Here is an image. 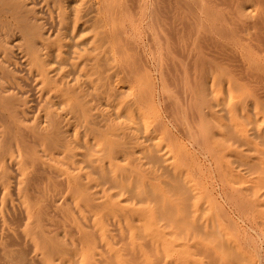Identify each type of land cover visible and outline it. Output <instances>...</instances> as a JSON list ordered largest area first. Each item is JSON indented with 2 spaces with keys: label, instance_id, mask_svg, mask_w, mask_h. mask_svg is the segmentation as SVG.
<instances>
[{
  "label": "rangeland",
  "instance_id": "374dc122",
  "mask_svg": "<svg viewBox=\"0 0 264 264\" xmlns=\"http://www.w3.org/2000/svg\"><path fill=\"white\" fill-rule=\"evenodd\" d=\"M8 1L0 0V70L6 68L10 71H16L13 73L15 78L10 79L9 83L5 84L9 89L6 90V95H13L19 100L15 103H17L18 112H22L20 116H23L15 119V130L5 136H8L7 140L10 142L9 137L17 135L18 130H20L23 136L22 144L25 147L29 145L30 150L36 151L45 164L42 167L45 171L39 170L35 174L33 173L36 168L34 165L24 166L26 168L13 166L12 173L14 177L16 174L19 176L16 177L17 180L22 178L21 187L26 191L25 195L30 196L36 188L38 190L36 194L38 202L49 205L45 215L43 234L40 236L35 228H31L32 238L28 239V243L17 245L12 232L14 230L15 233L17 229L16 232L21 235L27 230L25 226L27 220L23 221V224L22 222L21 225L19 224L21 227L14 228L16 225L10 217L15 212L18 215L21 214V217L25 219L28 215L36 217L37 208L32 205L29 211L23 210L17 185L12 184L11 196H8L5 193L4 185L0 182V264H122V262L123 264H220L219 262L223 258L227 263L230 262L234 252L236 258L240 259L238 262L240 264L242 258L236 249L229 248L230 252L233 251L229 257L226 255V249L221 246L222 241H218L222 250L226 252L225 256H221L220 253L209 251V248L212 247L210 246L211 243L210 241H207L209 244L205 242L210 239L215 240L213 238H218L216 235L222 234L225 238V235L229 232L231 234L232 231H234L233 234H228L229 236H226L225 241H233L236 234L241 235L240 238L243 240L247 237V239L252 238L245 240V242H250L253 247H249L250 245L248 246L247 243V245L241 244L244 245L243 247L246 246L245 248L241 246V248L247 255L255 252L254 262L264 264V209L261 218L252 221L247 216L243 218L239 212L240 207L235 206L234 202L236 200L234 197H237L238 194L245 193L244 195L251 197L253 193H256L258 197L261 195L262 199L259 198V201L264 205V181L260 182L262 183L261 186L259 185L262 190H257L260 194L254 191L259 186L253 187L248 182V180L258 178L256 168L262 164L260 159L264 162V150H261V148L264 149L263 57L259 55L258 57L261 58H258L259 61L255 59L257 62L247 58L250 64L247 63L244 55V59L243 56L240 59L245 63L243 78L245 77L246 80L242 82V85L248 92V97L238 109V118L236 117L241 129L245 128L244 130H246H243L244 136L257 144L260 149L257 152L255 146L247 143L245 138L241 136L242 132L235 130L232 126V116L227 102L229 97L227 87L223 86V92L219 96L220 102L217 100L211 83H209L211 76H215V73L209 71L208 65L217 64L214 66H221L229 63L226 56H219L218 53H214L215 51L210 52V50L218 49V43L206 41L200 44L202 47L205 45L206 48L203 50L211 55L207 61L208 70L201 74V80L205 81L207 78L203 89V86L198 87L192 82L193 76L191 72H187L189 69L186 65L188 57L176 49L177 46L174 44L170 19L173 13L169 9L158 10L157 0H109L115 4H113L114 7L109 8L112 6L111 4L108 7L110 12L107 7H103L104 0H17L19 3V7H15L17 11L6 8L4 4ZM119 2H123V6ZM2 4L5 7H1ZM159 6L161 9V5ZM245 13H248L250 17L254 14L250 11ZM203 15L205 16L203 12L197 10L196 17L192 21V26L194 24L196 26H191V29H194L189 30L195 34L191 48H195L196 44L199 45L196 37L211 35L210 31L207 32L206 30L209 27L210 19L206 16L205 19ZM14 16L18 18L23 16L28 20V23H32L35 27L39 26L43 37L34 36L31 38L32 40L27 39V31L23 27L21 28L20 24H16ZM259 27L251 26L249 33L252 30V34L257 36ZM263 30L258 35L264 37ZM211 33L214 32L211 31ZM30 41L34 44L33 49L28 47ZM227 43L233 49L242 52L233 42ZM35 56L39 61L35 60ZM256 63L260 64L257 65ZM256 65L263 69L254 70L257 68ZM251 66L255 68L253 69ZM44 71L49 73L54 82L59 83L58 85L69 84L70 88L73 86V90L69 89L68 93L63 92L55 96L53 92H50L49 86L43 84ZM258 71L261 74H258ZM147 78L154 85L152 88L153 103L141 113L132 105L130 90L131 87L135 88L140 81L144 82ZM11 81H16V83ZM166 82L169 88L166 86ZM183 85L185 86L183 87ZM187 85H191L189 86L191 90ZM167 90L168 93L165 92ZM110 94L112 95L110 96ZM251 96H255V98L253 99ZM68 97L72 98L69 100ZM193 97H202V100L204 97L206 101L204 103L198 101L199 103H197L194 100L193 102L191 100ZM190 100L191 103H194H192L193 105L187 102ZM176 101L177 103H175ZM49 102L51 104L54 102L57 106L52 107ZM171 103L174 106H170ZM50 111L59 114L56 117L57 128H53L49 119L46 118V114ZM0 121L2 122L0 123V141H2L4 140L3 126L7 124V121ZM131 121L132 123L129 124ZM164 124L165 126H163ZM195 128L197 129L195 130ZM164 130L167 135H165ZM208 132L212 134L209 139L204 136ZM197 134L201 136L195 137ZM227 134L228 136H225ZM211 143L215 144L216 150L210 151ZM11 154H14L13 158L17 157L16 161L19 160V152L16 148L8 152L7 156ZM217 154L226 159L233 173H236L232 174L238 176L233 177L225 170V175L230 183L229 188L224 186L222 181L217 180V178L221 179L213 156H217ZM256 162L259 163H257L258 167ZM262 165L264 166V164ZM255 166V170H252ZM263 166L261 169L264 171ZM28 167L29 169H27ZM46 171L49 173L47 174ZM263 171L261 174L260 170L261 176L259 177L262 175L264 177ZM166 173L169 175L167 176ZM219 173L221 175V171ZM36 175L41 177L42 181L34 185L32 180L35 179ZM229 175L233 179L230 180ZM246 175L247 178L249 177L248 183L243 178H246ZM240 177L244 179L245 185H243L242 180L238 181ZM235 178L237 179L235 180ZM250 178L252 179L250 180ZM232 180H234V184H231L230 181ZM172 181H175V186L171 184ZM240 184L244 188L243 186L240 187ZM13 186L16 187V191ZM200 189L202 190L200 191ZM206 190L211 193L208 194ZM166 192L167 194H165ZM173 194H175L176 199L171 198ZM183 196L185 197L183 198ZM189 197L193 198L190 200ZM173 200H176L174 202L179 206L173 203ZM186 200L187 203H184ZM188 204L193 207L189 208L190 206H188L186 210ZM213 205L225 212L224 218L229 216L234 221V223L231 221L229 223L228 220L230 219H227V222L223 221V224H228V230L226 227L223 229L225 225L222 226L220 221L224 218L220 214L217 218L216 213L218 212H213ZM164 206L173 215L169 212L168 215ZM158 211L161 213L165 211L164 214H167L169 219L164 214L163 216L158 215ZM209 211L211 212L209 213ZM175 214L179 215L178 218L176 217L178 221L175 219ZM68 215L70 216L68 217ZM162 217L164 218L160 219ZM173 218L174 221H172ZM247 218L249 220H246ZM69 219H73V222L70 223ZM169 221L171 228L166 226ZM33 222L36 223L37 219L34 218ZM139 222L141 223L139 224ZM215 223L218 228H216ZM234 224L235 227H233ZM157 225L163 229L166 227L165 230L160 229L165 233L173 231L174 234L175 232L179 234L180 241L185 244L184 248L187 246L185 249L182 248V254H176V256L164 248L159 249L152 246L151 239L153 238H151L152 236L149 238L147 233L149 231L150 234L153 233L158 227ZM229 225L231 229L228 228ZM221 226L222 228H219ZM101 227H103V231L100 230ZM213 232L217 234L214 236ZM26 233H29L28 230ZM82 237L84 240L90 237V241L86 244L87 248L82 247L84 243L81 240ZM32 239L40 243L45 242L47 245L42 246L43 248L36 246ZM80 241H82V245ZM239 241L237 243H241V240ZM226 242L224 245L228 247L229 242ZM204 244L206 245L204 246ZM102 247L107 256L109 254V260ZM224 248L226 247L224 246ZM177 249L182 250L181 248ZM229 249L227 248V250ZM162 252L165 260L161 258ZM117 253L118 255H116ZM168 253L171 254L168 256ZM203 253L206 254L204 257L210 256L209 259L204 258ZM172 255H175V258ZM189 255L190 261H188ZM123 256L126 258L124 259ZM111 257L112 261L110 260ZM228 257L231 258L230 261H227L229 260ZM204 259L207 260L206 263ZM237 261H232L230 264H237ZM226 262L222 261L224 264Z\"/></svg>",
  "mask_w": 264,
  "mask_h": 264
},
{
  "label": "bare ground",
  "instance_id": "6f19581e",
  "mask_svg": "<svg viewBox=\"0 0 264 264\" xmlns=\"http://www.w3.org/2000/svg\"><path fill=\"white\" fill-rule=\"evenodd\" d=\"M111 1V0H110ZM109 0L107 1V0H104L103 1V7L104 8H106L107 7V9H109V8H111V7H114L113 6V4H112V2H110ZM122 1V0H121ZM128 2V1H127ZM117 3V2H116ZM120 3V2H119ZM129 3V2H128ZM110 4L112 5V6H110ZM120 4H122V6H123V2L122 3H120ZM4 5H6V8L8 7V9L10 10V9H12V10H14V11H17V9L15 8V7H19V3L17 2V0H9L8 2H6ZM102 5V4H101ZM115 5V4H114ZM157 8H158V10H162V9H169L170 10V12H172L173 13V16L170 18L171 19V21H172V30H173V37H174V41H175V43L174 44H176V49H179L181 52H182V54L184 55V53H185V55L184 56H186V57H188V61H187V63H186V65H187V67L189 68V69H187V72H191V74H192V76H193V81L192 82H194L198 87H202L203 86V89H204V84H206V79H205V81L204 80H201V74H203V73H205L207 70H208V67H207V65H208V57L209 56H211L210 55V53H206L204 50H203V48H206V46L204 45L203 47L202 46H200V44H202V43H205L206 41H210V42H216V43H218V45H219V47H217L218 49H214V50H210V52L212 53V52H214V53H218V55L220 56V55H224V56H226L227 57V59L229 60V63L228 64H222L221 66H214V65H217V64H214L213 66L210 64V65H208L209 66V68H210V70L209 71H213L214 73H215V76L214 75H212L211 76V82L209 81V79H208V81H209V83H211V86H212V89H214L215 91V94H216V96H217V100L218 101H220V95H221V93L223 92V86H226L227 87V89L229 90V97H228V107H229V111H230V114H231V116H232V118H231V123H232V126H234V128H235V130H239L240 132H242V134H241V136L242 137H244L245 139L244 140H246V142L247 143H250V144H253V146H255V150L257 151H259L260 149L258 148V146H257V144H255V143H253L248 137H246V136H244V131H246V130H242L241 129V127H240V125H239V123L236 121V119L238 118V109L239 108H241V106H242V104L244 103V100L248 97V92L244 89V86L242 85V82L244 81V80H246V79H244L243 78V75H244V67H245V63L244 62H242V61H240V59H241V57L244 55L245 56V59H246V61H247V63L248 64H250L249 63V58H251V60L252 61H259L258 60V58L260 59L261 57H258L259 55H261L262 57H263V59L262 60H264V37L263 36H260V35H258L259 34V32L260 31H262V29H264V0H157ZM159 5H161V9H160V6ZM3 6V4L1 5V7ZM110 6V7H109ZM119 6V5H118ZM125 7H127V5H124ZM3 7H5V6H3ZM109 7V8H108ZM121 7V6H120ZM116 8H117V5H116ZM115 9V8H114ZM111 10H113V9H111ZM197 10H199V11H201V12H203L204 14H205V16H206V18L207 17H209V27H207L206 28V30H207V32L208 31H210V34L211 35H213V36H211L210 34V36H208L207 34L206 35H201V36H198V37H196V38H198V39H196L197 41H198V44L199 45H197L196 44V46H195V48H191L192 47V40H194V37H195V34H193V32L192 31H189V30H193V29H191L192 27H194V26H196L195 24H194V26H192V21L195 19V17H196V12H197ZM109 12H110V9L108 10ZM247 11H250L251 13L253 12L254 14L250 17L249 16V14L248 13H245V12H247ZM104 12V11H103ZM171 15V14H170ZM200 15V14H199ZM204 16V15H203ZM205 16H204V18H205ZM15 17V22H17L16 24H20L21 25V28L23 27L26 31H27V39H31V38H33L34 36H39V37H43V33L41 32V29L39 28V26H37V27H35V25H33L32 23H28L27 21V19L26 18H24L23 16H19V18L18 17H16V16H14ZM13 17V18H14ZM156 17V16H155ZM165 18H167V17H165ZM205 18V19H206ZM156 19V18H155ZM168 26H170V25H168ZM192 26V27H191ZM251 26L253 27V26H260L259 27V32H257V36H256V34H252V30H251V32L249 33V30H250V28H251ZM208 28H210V29H212V30H208ZM165 29H167L166 27H165ZM256 29V28H255ZM255 29H254V31H255ZM211 31L212 32H214L213 34L211 33ZM264 31V30H263ZM201 33V32H200ZM263 34V33H262ZM261 34V35H262ZM248 36V37H247ZM216 37H218L219 39H217ZM261 37V38H260ZM263 38V39H262ZM40 39V38H39ZM32 40V39H31ZM226 40H227V42H233L234 43V45L236 46V47H239L240 49H241V53L240 52H238V50H236L235 48L233 49L230 45H227L228 43L226 42ZM225 41V43H223ZM4 43V42H3ZM2 43V44H3ZM227 43V44H226ZM5 45V44H4ZM217 45V46H218ZM29 47V49H33V47H34V44H32L31 43V41H30V45L28 46ZM71 49V48H70ZM4 50V49H3ZM31 51V50H30ZM35 51V50H34ZM189 51V52H188ZM8 52V51H7ZM71 54V53H70ZM6 56H7V54H6ZM214 56H215V54H214ZM213 56V57H214ZM244 56H243V59H244ZM247 58L249 59V60H247ZM225 59V58H224ZM256 59V60H255ZM35 60L36 61H39V60H37V57L35 56ZM197 60V61H196ZM256 61V62H257ZM41 63H43L42 61H40ZM219 62H222V61H219ZM224 62V61H223ZM40 63V64H41ZM234 63V65H232V64ZM257 64V63H256ZM258 64H260V63H258ZM257 64V65H258ZM262 64V63H261ZM44 65V64H43ZM252 65V64H251ZM256 65V69H254L253 68V66H251L254 70H257L258 68H260L259 66H257ZM10 66V65H9ZM248 66V65H247ZM246 66V67H247ZM262 66V65H261ZM250 67V68H251ZM10 68V67H9ZM249 68V69H250ZM263 68H264V66H263ZM262 67L260 68V70L261 69H263ZM13 69H15V68H13ZM251 70V69H250ZM259 70V71H260ZM264 70V69H263ZM262 70V71H263ZM15 71V70H14ZM14 71H10V70H8V69H1L0 70V120H3V121H7V124L6 125H4L3 126V124H1L2 126H3V134H4V140H2V141H0V168H2L1 169V171H0V182L2 183V185H4V187H5V189H6V195H8V196H11V192H10V188L12 187V184H16L17 185V190H18V193H19V198H20V203H21V205H22V207H23V210H25L26 212L27 211H29L30 210V207L32 206V205H34V206H36V208H37V215H36V217H34L33 215H28L27 216V218L25 219L24 217L22 218L21 217V214L20 215H18V214H16V212L14 213V214H12V217H10L11 218V220L13 221V223L16 225H14L13 227L14 228H16L17 226L19 227L21 224V222H22V224H23V221H26L27 220V222H26V228H27V230H28V232L29 233H26L27 232V230H25L21 235L20 234H18L16 231H17V229H16V231H15V233H14V230H13V239H14V241H16L17 242V245H19L20 243H28V239L29 238H32V232H30L33 228H35L36 229V231H38V234H40V236L43 234V225H44V221H45V215L47 214V206L49 205V204H42V203H40V202H38V200L36 199V194L38 193V190L36 189V188H34V190L32 191V193H31V195L29 196L28 194H26L25 195V193H26V191H24V188L23 187H21V183H22V176L20 177L21 179H16V177L18 176L17 174H16V176L14 177L13 176V173H12V171H13V166H17L18 168H23L24 166H29V165H34L36 168L34 169L35 171L33 172L34 174L37 172V171H39V170H44V168H42L43 167V165H45V164H43L44 162H42V160H41V157L38 155V153L36 152V151H32V150H30V146L29 145H27L26 147H25V145L24 144H22L23 142V140H21V139H23V136H22V134H21V132H20V130H18V134L17 135H15V136H13V137H9V141L10 142H8V136H5V135H7V134H9V132H11V131H13V130H15L14 128V124H15V119L16 118H18L19 116H20V113H22V112H18V110H17V107L18 106H16V104L17 103H15V101H19L17 98H15L13 95L11 96L10 94V96L9 95H6L7 94V91L9 90V89H7L8 87L5 85V84H7V83H9V81H10V79L11 80H13L14 78H15V76L13 75V73H14ZM50 71V70H49ZM257 72L258 74L260 73V72ZM16 72V71H15ZM162 72V71H161ZM183 72V71H182ZM252 72H255V71H253L252 70ZM264 72V71H263ZM211 73V72H210ZM212 74V73H211ZM261 74V73H260ZM169 75V74H168ZM164 76H165V74H164ZM261 76H263V75H261ZM261 76H259V77H261ZM199 79V81H197ZM42 80H43V84L44 85H47V86H49V90H50V92H53V94L55 95V96H57V95H59V93H63V92H69V89H71V90H73L72 88H73V86H71V88L69 87V84L68 85H65V84H63V86H60V85H58L56 82H54V80L49 76V73H47L46 71H44V74H43V77H42ZM150 80V79H149ZM148 80V78L144 81V82H139L138 84H137V86H135V88H138V89H135V88H132L131 87V95H130V97H132V105L137 109V111H139V112H141V113H143V111H144V109H146V108H148V107H150L151 106V104L153 103V98L152 97H154V96H152V88H153V86L154 85H152V82L151 81H149ZM161 81V80H160ZM208 81H207V83H208ZM12 82V81H11ZM169 82H170V79H169ZM188 82H190V81H188ZM191 82V83H192ZM12 83H16V81L15 82H12ZM67 83V82H66ZM159 83H161V82H159ZM191 83H188V84H191ZM166 84H167V82H166ZM165 84V85H166ZM177 84V83H176ZM183 84V83H182ZM182 84H181V86H182ZM13 85V84H12ZM11 85V86H12ZM170 85V84H169ZM178 85V84H177ZM180 85V84H179ZM192 85V84H191ZM191 85H187V87L189 88V86H191ZM168 88H169V86H168V84L166 85ZM185 85H183V87H184ZM193 86V85H192ZM134 87V86H133ZM160 87H161V85H160ZM180 87V86H179ZM179 87H178V89H179ZM156 88V87H155ZM249 88V87H248ZM12 89H14V88H12ZM130 89V88H129ZM160 89V88H159ZM190 89V88H189ZM7 90V91H6ZM156 90H157V88H156ZM191 90V89H190ZM198 90V89H197ZM256 90V89H255ZM259 90V89H258ZM45 91V90H44ZM81 91V90H80ZM84 91V90H83ZM198 91H200V90H198ZM154 92H156L155 90H154ZM165 92H167L168 93V90L167 91H165ZM172 92V91H171ZM251 92H253V91H251ZM83 93V92H82ZM81 93V94H82ZM128 93V92H127ZM161 93H162V91H161ZM200 93V92H199ZM254 93H256L257 94V92H254ZM22 94V93H21ZM71 94V93H70ZM19 95H20V93H19ZM112 94H110V96H111ZM169 95V94H168ZM172 95V94H171ZM175 95V94H174ZM188 95V94H187ZM194 95H195V93H194ZM205 95V94H204ZM250 95V94H249ZM156 96V95H155ZM173 96V95H172ZM172 96H171V98H172ZM257 96V95H256ZM73 97V96H72ZM71 97V98H72ZM120 97V96H119ZM200 97V96H199ZM199 97H193L191 100L194 102V100H195V102H197V103H199L198 101H200L201 103L203 102L204 103V101H206L205 99H204V97H203V100H202V97L201 98H199ZM252 97V96H251ZM258 98H259V96H257ZM70 97H68V99L70 100L71 99ZM127 98V97H126ZM205 98H206V95H205ZM253 99L255 98V96L254 97H252ZM264 98V97H263ZM51 99H53V98H51ZM63 99V98H62ZM67 100V99H66ZM128 100V99H127ZM187 100V99H186ZM191 100L190 101H187V102H189V104L191 103ZM202 100V101H201ZM215 100V99H214ZM249 100V99H248ZM255 100H257V99H255ZM259 100V99H258ZM53 101V100H52ZM63 101V100H62ZM70 102V101H69ZM158 102V101H157ZM156 102V103H157ZM171 102V101H170ZM192 102V103H193ZM221 102V101H220ZM50 103V102H49ZM174 103V102H173ZM175 103H177V101L175 102ZM174 103V104H175ZM191 103V104H192ZM194 104V103H193ZM192 104V105H193ZM227 104V103H226ZM50 105L52 106V107H56L57 105H56V103H54V102H52V104L50 103ZM179 105V104H178ZM253 105V104H252ZM75 106V105H74ZM170 106H174V105H172V103H171V105ZM263 106V105H262ZM261 106V107H262ZM221 107H222V105H221ZM178 108V107H177ZM197 108V107H196ZM200 108V107H199ZM216 108V107H215ZM74 109H75V107H74ZM172 109V108H171ZM222 109H223V107H222ZM79 110V109H78ZM203 110H204V108H203ZM74 111V110H73ZM80 111V110H79ZM184 112H185V110H184ZM189 112V111H188ZM60 113V112H59ZM191 113V112H190ZM192 113H194V112H192ZM196 113V112H195ZM24 114V113H23ZM58 114V113H57ZM55 112H52V111H50V112H48L47 114H46V118L47 119H49V121H50V123H51V125H53L52 127L53 128H57L56 126V123H57V121H56V117L59 115H57ZM225 114V113H224ZM21 116H23V115H21ZM20 116V117H21ZM199 116V115H198ZM237 117V118H236ZM79 118H81V117H79ZM154 118V117H153ZM188 118V117H187ZM200 118V117H199ZM201 118H202V116H201ZM225 118V117H224ZM156 119V118H155ZM204 119V118H203ZM189 120V119H188ZM201 120V119H200ZM205 120V119H204ZM203 120V121H204ZM264 120V119H263ZM149 121V120H148ZM177 121V120H176ZM193 121V120H192ZM173 122V121H172ZM205 122V121H204ZM245 122H247V121H245ZM0 123H2L1 121H0ZM19 123V122H18ZM89 123V122H88ZM130 123H132V121L131 122H129V124ZM187 123H189V122H187ZM42 124V123H41ZM196 124V123H195ZM194 124V125H195ZM206 124V123H205ZM74 125V124H73ZM208 125V124H207ZM206 125V126H207ZM242 125V124H241ZM97 126V125H96ZM98 126H99V123H98ZM163 126H165V124L163 125ZM31 127V126H30ZM208 127V126H207ZM204 128V127H203ZM231 128V127H230ZM30 129V128H29ZM33 129V128H32ZM197 128H195V130H196ZM211 129V128H210ZM1 130V129H0ZM48 130V129H47ZM54 130V129H53ZM190 130V129H189ZM194 130V131H195ZM199 130V129H198ZM204 130V129H203ZM231 130V129H230ZM234 130V131H235ZM41 131V130H40ZM51 131V130H50ZM165 131V130H164ZM209 131V130H208ZM210 131H212V130H210ZM232 131V130H231ZM253 131H255V130H253ZM23 132H25V131H23ZM32 132H34V131H32ZM55 132V131H54ZM205 132V131H204ZM229 133H231L230 131H228ZM20 133V134H19ZM26 133V132H25ZM47 133V132H46ZM51 133H53V132H51ZM50 133V134H51ZM191 133V132H190ZM205 133H207V131L205 132ZM50 134H48V135H50ZM144 134H145V131H144ZM192 134V133H191ZM194 134V133H193ZM232 134V133H231ZM18 135H20V136H18ZM41 136L43 135L42 133L40 134ZM108 135V134H107ZM165 135H167L166 134V131H165ZM212 136V134H209V132H208V134H204V136H207V139H209L211 136ZM240 135V134H239ZM256 135V134H255ZM254 135V136H255ZM21 136H22V138H21ZM199 136H201L200 134H199ZM198 136V134L195 136V137H199ZM203 136V137H204ZM225 136H228V134L227 135H225ZM231 136V135H230ZM253 136V135H252ZM15 137V138H14ZM43 137H45V136H43ZM251 137V136H250ZM257 137V136H256ZM26 138V137H25ZM46 138H48V137H46ZM46 138H44V139H46ZM227 139V138H226ZM241 139H243V138H241ZM261 139V138H260ZM6 140V141H5ZM47 141V140H46ZM8 142V143H7ZM48 142H49V140H48ZM47 142V143H48ZM168 142V141H167ZM210 142V141H209ZM129 143V142H128ZM127 143V144H128ZM176 143V142H175ZM29 144V143H28ZM57 144V143H56ZM126 144V145H127ZM34 145V144H33ZM43 145V144H42ZM205 145V144H204ZM24 146V147H23ZM128 146V145H127ZM133 146V145H132ZM202 146V145H201ZM260 146V145H259ZM96 147H99V146H96ZM118 147V146H117ZM210 147H211V150L210 151H214V150H216L215 148H216V146H215V144L214 143H211V145H210ZM228 147V146H227ZM14 148H16L17 150H18V152H19V155H18V158H19V160L18 161H16V158H13L14 157V154H11V155H9V156H7V153L8 152H11ZM29 148V149H28ZM112 148V147H111ZM260 148H261V146H260ZM46 150H47V148H45ZM51 149V148H50ZM110 149V148H109ZM128 149V148H127ZM261 150L263 151L264 149H262L261 148ZM119 151V150H118ZM181 151V150H180ZM257 151V152H258ZM45 152V151H44ZM155 153V152H154ZM176 153V152H175ZM46 154V153H45ZM139 154V153H138ZM128 155V154H127ZM130 155V154H129ZM128 155V156H129ZM188 155V154H187ZM208 155V154H207ZM127 156V157H128ZM136 156H137V154H136ZM179 156V155H178ZM211 156V155H210ZM214 156V159H215V161H216V166H218L217 168H214V169H217L218 170V174H219V177L221 176V179H218L217 178V180H220V181H222L221 183L224 185V186H227L228 188H229V186H230V183H229V181H228V179H227V177H226V175H225V170H227V172L229 173V174H231V176L235 173H233V170H231V168H230V166H229V164H228V162L226 161V159H223V157H221L220 156V154H219V156H218V154H217V156H215V155H213ZM212 157V156H211ZM182 158V157H181ZM176 159V158H175ZM177 160V159H176ZM187 161L189 160L188 158L186 159ZM228 160V159H227ZM161 161V160H160ZM260 161H261V163L262 164H264V162L260 159ZM9 162V163H8ZM179 162V161H178ZM237 162V161H236ZM8 163V164H7ZM46 163V162H45ZM127 163V162H126ZM251 163V162H250ZM258 162H256V165H257V167H258V164H257ZM181 164V163H180ZM262 164H259V166L260 167H258V168H260V169H258V168H256V166L255 167H253L252 168V170H255V168H256V171H258L257 173L258 174H256V176H261L260 174H259V172H260V170H261V174H262V169H261V167L263 166ZM196 165V164H195ZM208 165V164H207ZM214 165V166H215ZM177 166H178V164H177ZM199 166V165H198ZM252 166H254V165H252ZM50 167H52V166H50ZM264 167V166H263ZM24 168H26V167H24ZM53 168V167H52ZM54 168H56V167H54ZM161 168H163L162 166H161ZM191 168V167H190ZM27 169H29V167L27 168ZM49 169V168H48ZM51 169V168H50ZM167 169V168H166ZM258 169V170H257ZM264 169V168H263ZM76 170H78V169H76ZM158 170V169H157ZM162 170V169H161ZM164 170V169H163ZM162 170V171H163ZM191 170V169H190ZM223 170H224V173H223ZM26 171V170H25ZM45 171V170H44ZM161 171V172H162ZM168 171V170H167ZM189 171V170H188ZM206 171V170H205ZM221 171V175H220V172ZM256 171H253V172H256ZM59 172V171H58ZM207 172V171H206ZM211 172H212V169H211ZM238 172V171H237ZM252 172V173H253ZM14 173H15V171H14ZM23 173H24V171H23ZM46 173L48 174L49 172H47L46 171ZM53 173V172H52ZM51 173V174H52ZM66 173V172H65ZM194 173V172H193ZM233 173V174H232ZM263 173H264V171H263ZM167 174V173H166ZM172 174V173H171ZM190 174V173H189ZM192 174V173H191ZM195 174V173H194ZM236 174V173H235ZM254 174V173H253ZM169 175V173L167 174V176ZM201 175H202V173H201ZM200 175V176H201ZM172 176V175H171ZM171 176H170V179H171ZM190 176V175H189ZM193 176V175H192ZM197 176V175H196ZM199 176V177H200ZM208 176V175H207ZM210 176V175H209ZM212 176V175H211ZM230 175H229V177H231ZM245 176V175H244ZM248 176H249V173H248ZM254 176V175H253ZM252 176V177H253ZM255 176V177H256ZM258 176V178L256 177V178H253L254 180H251L252 178H250V180L251 181H249L248 179H249V177L247 178V175H246V178L245 177H243L244 179H246L245 181L247 182V180H248V182H249V185H252L253 187H255V185L257 186H259L260 184H262V183H260V182H263L264 181V177H263V175H262V177H259ZM19 177V176H18ZM195 177V176H194ZM233 177H238V176H236V175H233ZM251 177V176H250ZM108 178H109V176H108ZM108 178H106L107 180H108ZM190 178V177H189ZM169 179V180H170ZM183 179V178H182ZM191 179V178H190ZM192 179H193V177H192ZM195 179V178H194ZM231 179H233L232 177L230 178V180ZM237 178H235V180H236ZM244 179H242L241 177L238 179V181H240V180H242V183H243V185H245V181H244ZM263 179V180H262ZM186 180V179H185ZM206 180V179H205ZM40 181H42L41 180V177H37V175L35 176V179H33L32 180V182H34L35 184L34 185H36L37 183H39ZM77 181V180H76ZM168 181V180H167ZM189 181V180H188ZM195 181H196V179H195ZM173 182H174V184H173ZM181 182H184V180H181ZM197 182H199V181H197ZM231 182V184L233 183L234 184V180H232V181H230ZM236 182V181H235ZM247 182V183H248ZM108 183V182H107ZM188 183V182H187ZM206 183V182H205ZM217 183V182H216ZM220 183V182H219ZM240 183V182H239ZM241 183V184H242ZM251 183V184H250ZM173 186H175V181H172V183H171ZM212 184V183H211ZM213 184H214V182H213ZM236 184V183H235ZM241 184H240V187H242L241 186ZM172 185H170V186H172ZM187 185V184H186ZM249 185H246L247 187L249 186ZM169 186V185H168ZM172 186V187H173ZM193 186V185H192ZM251 186V187H252ZM261 186V185H260ZM259 186V188L257 189V188H255L254 189V191L256 192L257 190H259V189H261V187ZM14 187V186H13ZM171 187V188H172ZM236 187V186H235ZM238 188H239V186H237ZM16 187H14L13 189H15ZM170 188V187H169ZM183 188V187H182ZM181 188V189H182ZM205 188H207V187H205ZM211 188V187H210ZM231 188V187H230ZM243 188H244V186H243ZM12 189V190H13ZM165 189H166V187H165ZM164 189V190H165ZM186 189V188H185ZM223 189V188H222ZM225 189V188H224ZM172 191H173V189H171ZM184 190V189H183ZM189 190V189H188ZM198 190H199V188H198ZM202 189H200V191H201ZM253 190V189H252ZM262 190V189H261ZM14 191V190H13ZM12 191V192H13ZM15 191H16V189H15ZM166 191V190H165ZM207 191V190H206ZM251 191V190H250ZM250 191H249V193H250ZM81 192V191H80ZM79 192V193H80ZM163 192V191H162ZM162 192H161V194H162ZM177 192V190H176V188H175V193ZM208 192V191H207ZM253 192V191H252ZM257 192H259V191H257ZM15 193V192H14ZM14 193H12V195H14ZM174 193V192H173ZM189 193H190V191H189ZM209 193H211V192H208V194ZM247 193V192H246ZM165 194H167V192L165 193ZM180 194L182 195V192L180 191ZM201 194V193H200ZM204 194L206 195V192H204ZM207 194V195H208ZM243 193H241V195L240 194H238L237 195V197H234V199L236 198V200L234 201L235 202V206H237L238 205V208H239V212L243 215V218L244 217H249L250 219H252V221H257V219H259V218H261V216L263 215V209H264V205L262 204V203H260V201H259V198L260 199H262L261 198V195H259V197H258V195L256 194V193H253V195L250 197V196H247V195H242ZM248 194V193H247ZM258 194H260V192L258 193ZM169 195H170V192H169ZM178 195V194H177ZM176 195V196H177ZM196 195H197V193H196ZM233 195V194H232ZM250 195V194H249ZM16 196V195H15ZM67 196V195H66ZM70 196V195H69ZM144 196V195H143ZM155 196V195H154ZM175 196V194H173V195H171V198L173 197V199H176V197H174ZM189 196H191V195H189ZM153 197V196H152ZM178 197V196H177ZM185 196H183V198H184ZM218 197V196H217ZM228 197V196H227ZM233 197V196H232ZM171 198L169 199L170 201H171ZM190 198V200L193 198V197H189ZM219 198V197H218ZM229 198V197H228ZM64 199V198H63ZM66 199V198H65ZM78 199V198H77ZM178 199H179V197H178ZM177 199V201L179 202V200ZM187 199V198H186ZM210 199V198H209ZM226 199V198H225ZM230 200V199H229ZM176 202V200H173L172 202L173 203H175ZM193 201V200H192ZM191 201V202H192ZM211 201H212V199H211ZM216 201V200H215ZM81 202V201H80ZM177 202V203H178ZM191 202H189L190 204H191ZM52 203V202H51ZM50 203V204H51ZM153 203H154V201H153ZM152 203V204H153ZM172 203V204H173ZM184 203H187V200L184 202ZM212 203H213V201H212ZM218 203V202H217ZM114 204V203H113ZM167 204H169V203H167ZM176 204V203H175ZM190 204H188L187 206H186V210L188 209V206H190L189 208H191V206L192 205H190ZM240 204V205H239ZM156 205V204H155ZM154 205V206H155ZM176 205H178L179 206V204H176ZM176 205H175V207H176ZM210 205V204H209ZM94 206V205H93ZM101 207H102V205H100ZM99 206V207H100ZM157 206H158V204H157ZM168 206H170V205H168ZM177 206V207H178ZM185 206V205H184ZM214 207H212V209H214L213 210V212L215 211V212H218V213H216L217 214V216L220 214V215H222L221 217L222 218H224L225 216H224V214H225V212L222 210V209H220V208H218V207H216L215 205H213ZM21 207V206H20ZM19 207V208H20ZM95 207V206H94ZM104 207H105V205H104ZM193 207V206H192ZM221 207V206H220ZM17 208V207H16ZM62 208H63V206H62ZM113 208V207H112ZM164 208H166L165 206H164ZM222 208V207H221ZM233 208V207H232ZM50 209H51V206H50ZM74 209V208H73ZM97 209V208H96ZM100 209H102V208H100ZM99 209V210H100ZM174 209V208H173ZM172 209V210H173ZM176 209V208H175ZM174 209V210H175ZM184 209V210H185ZM235 209H237V208H235ZM18 210V209H17ZM166 210V212H167V214L169 215V209L167 210V208L165 209ZM177 210V209H176ZM179 210H180V208H179ZM68 211V210H67ZM162 211V210H161ZM161 211L158 213V215L160 214V216H163V214L165 213V211H163L162 213H161ZM17 212H19V211H17ZM21 212H23V211H21ZM110 212V211H109ZM169 212V213H168ZM177 212V211H176ZM186 212V211H185ZM190 212V211H189ZM194 212H196V211H194ZM211 211H209V213H210ZM12 213V212H11ZM20 213V212H19ZM29 213V212H28ZM52 213V212H51ZM62 213V212H61ZM180 213V212H179ZM178 213V214H179ZM191 213V212H190ZM197 213V212H196ZM195 213V214H196ZM162 214V215H161ZM167 214H164L165 216L167 215ZM170 214H172V212L170 213ZM178 214H175V219H176V217L177 216H179ZM186 214H188V213H186ZM213 214V213H212ZM211 214V215H212ZM227 214V213H226ZM25 215V214H24ZM77 215V214H76ZM173 215V214H172ZM189 215V214H188ZM188 215H186V216H188ZM229 215H230V213H229ZM65 216V215H64ZM63 216V217H64ZM70 215H68V217H69ZM103 216V215H102ZM159 216V217H160ZM171 216V215H170ZM181 216V215H180ZM216 216V217H217ZM167 217V216H166ZM220 217V218H221ZM239 217V216H238ZM9 218V219H10ZM34 218H36L37 219V222L36 223H34L33 222V219ZM164 217H162V218H160V219H163ZM178 218V217H177ZM186 218H188V217H186ZM191 218V217H190ZM217 218H219V216L217 217ZM249 218H247L246 220H249ZM167 219H169L168 217H167ZM167 219H165V220H167ZM224 219H226V220H224ZM222 221H220V219H219V221L222 223V226L223 225H225V226H223L224 228L223 229H225V227H226V229H227V223H224L223 224V221H225V222H227V219H230L229 218V216L227 217L226 216V218H224ZM70 220V223H71V221L73 220H71V219H69ZM143 220V219H142ZM146 220V219H145ZM155 220H156V218H155ZM177 220V219H176ZM175 220V221H176ZM181 220H182V218H181ZM213 220V219H212ZM238 220V219H237ZM172 221H174V218H173V220ZM178 221V220H177ZM177 221H176V223H177ZM190 222H191V220H189ZM218 221V220H217ZM218 221V222H219ZM230 221H231V223L233 222L234 223V221L232 220V219H230V220H228V222L230 223ZM259 221V220H258ZM73 222V221H72ZM122 222V221H121ZM188 222V221H187ZM206 222H208V220H206ZM213 222V221H212ZM242 222H244V221H242ZM261 222H262V219H261ZM76 223V222H75ZM141 222H139V224H140ZM154 223V222H153ZM152 223V224H153ZM160 223V222H159ZM221 223H219V224H221ZM256 223V222H255ZM254 223V224H255ZM20 224V225H19ZM137 224V223H136ZM162 224V223H161ZM160 224V225H161ZM163 224H164V222H163ZM168 224V225H167ZM172 224V223H171ZM178 224V223H177ZM183 224V223H182ZM188 224H190V223H188ZM198 224V223H197ZM196 224V225H197ZM213 224V223H212ZM75 225V224H74ZM170 221H169V223H166V226L167 227H169V228H171L170 226ZM215 225H216V223H215ZM232 225V224H231ZM258 225H260V223H258ZM257 225V226H258ZM23 226V225H22ZM91 226V225H90ZM122 226H123V223H122ZM151 226V225H150ZM150 226H149V229H151L150 228ZM153 226V225H152ZM158 226V225H157ZM173 226V225H172ZM175 226V225H174ZM195 226V225H194ZM222 226L221 227H219V228H222ZM236 225L234 224L233 225V227H235ZM251 226V225H250ZM249 226V227H250ZM253 226V225H252ZM21 227V226H20ZM183 227V226H182ZM193 227V226H192ZM248 227V228H249ZM255 227H256V225H255ZM32 228V229H31ZM94 228V227H93ZM92 228V229H93ZM162 227H160L159 228V226L154 230V232L153 233H151L150 234V231H149V233H147V234H149V238H150V236H152L151 238H153V239H151V242H152V246L154 247V248H164V250H166L167 252H173V254H182L183 253V249L182 248H184V246H185V244H183L181 241H180V238L181 237H179L178 235V233L177 232H175V234H174V232L173 231H170L171 233L173 232V234H170V232L169 231H167V233H165V231H162V230H160ZM166 228V227H165ZM165 228L163 229V230H165ZM177 228V227H176ZM216 228H218L217 227V225H216ZM228 228H230L231 229V226L229 225L228 226ZM79 229V228H78ZM168 229V228H167ZM200 229V228H199ZM242 229V228H241ZM100 230L101 231H103V227H101L100 228ZM176 230H178V229H176ZM175 230V231H176ZM191 230V229H190ZM201 230V229H200ZM218 230V229H217ZM228 230V229H227ZM233 230V229H232ZM232 230H229V231H232ZM244 230V229H243ZM79 231H81L80 229H79ZM92 231V230H91ZM179 231V230H178ZM195 231H196V229H195ZM238 231H239V229H238ZM242 231V230H241ZM94 233H95V231H93ZM125 232V231H124ZM152 232V231H151ZM180 232H181V229H180ZM179 232V233H180ZM182 232H184L183 230H182ZM194 232V231H193ZM202 232V231H201ZM212 232V231H211ZM215 232V231H214ZM214 232H213V234H214ZM227 233H228V231H226ZM233 232L234 231H232L231 232V234H233ZM249 232V231H248ZM252 232V231H251ZM203 233V232H202ZM226 233V234H227ZM261 233V232H260ZM212 234V235H213ZM215 234H217V233H215ZM215 234H214V236H215ZM229 235H231L230 234V232L228 233ZM227 234V235H228ZM98 235V234H97ZM181 235V234H180ZM195 235V234H194ZM227 235H225V238H227L228 236ZM37 236H39V235H37ZM128 236V235H127ZM148 236V235H147ZM196 236V235H195ZM198 236V235H197ZM220 236H223L222 234L220 235ZM220 236L218 235H216V237H218V238H213V239H215V240H206L205 242H207V241H210V243H211V245L210 246H212L211 248H209V251H211V252H215V253H220V255L221 256H225L224 254L226 253V252H224L223 250H222V247H223V249H226V251H227V253H226V255L227 256H229L230 257V255H231V253H233V251L232 252H230V249L231 248H234V249H236L237 251H238V253H239V255L241 256V258H242V260H241V262H240V264H256L255 262H254V256H255V252H253V253H251V254H248L247 255V253H245L244 251H243V249L242 248H245V247H243L244 245H247V243L248 242H245V240H249L250 239V237H249V239H245V240H243V239H241L240 238V236L238 235V234H236V237H235V235H234V237H233V241H227V242H229V244H228V247H227V245H224V242H226L225 241V238H224V236H223V238L221 237L220 238ZM227 236V237H226ZM233 236V235H232ZM212 237V236H211ZM182 238H184L183 236H182ZM208 238H209V236H208ZM230 238H232V237H230ZM229 238V239H230ZM237 239L236 241L234 240V239ZM260 238H261V235H260ZM80 239V238H79ZM89 239H90V237H89ZM89 239H86V240H84L83 239V237L81 238V240H83V248H87L86 247V244L90 241ZM216 239H218V240H216ZM222 239V240H221ZM252 239V238H251ZM250 239V240H251ZM32 240H34V239H32ZM37 240H39V238L37 237ZM37 240H34V243H35V245L36 246H46L47 245V243H45V242H38ZM41 240V239H40ZM126 240V239H125ZM184 240V239H183ZM224 240V241H223ZM231 240V239H230ZM239 240H241V243H237ZM99 241V240H98ZM133 241V240H132ZM138 241V240H137ZM218 241H222L221 242V246L219 245V243H218ZM235 241V242H234ZM93 242V241H92ZM112 242V241H111ZM192 242V241H191ZM217 242V244H215ZM226 242V243H227ZM240 242V241H239ZM30 243V242H29ZM80 243H81V245H82V241H80ZM127 243V242H126ZM130 243V242H129ZM135 243V242H134ZM208 243V242H207ZM214 243V244H213ZM254 243H255V241H254ZM124 244H125V241H124ZM124 244H123V246H124ZM137 244V243H136ZM151 244V243H150ZM192 244V243H191ZM209 244V243H208ZM241 244H244L243 246L241 245ZM29 245V244H28ZM94 245V244H93ZM127 245V244H126ZM206 244H204V246H205ZM218 245V246H217ZM250 245V246H249ZM132 246V245H131ZM136 246V245H135ZM198 246V245H197ZM203 246V247H204ZM224 246L226 247V248H224ZM241 246H242V248H241ZM248 246L249 247H251L252 245H251V243L249 242L248 243ZM255 246V245H254ZM130 247V245L128 246V248ZM151 247V246H150ZM193 247V246H192ZM191 247V248H192ZM203 247H201V250H203ZM249 247H247V248H249ZM253 247V246H252ZM256 247V246H255ZM35 248V247H34ZM43 248V247H42ZM49 248V247H48ZM103 248V247H102ZM177 248H181L182 250H178ZM185 248H187V246L185 247ZM184 248V249H185ZM199 248H200V246H199ZM227 248L229 249V250H227ZM91 249V248H90ZM104 249V248H103ZM194 249V248H193ZM254 249V248H253ZM252 249V250H253ZM112 250V249H111ZM121 250V249H120ZM257 250V249H256ZM61 251V250H60ZM146 251V250H145ZM194 251H196V249H194ZM193 251V252H194ZM198 251H200V249H198ZM205 251H206V249H205ZM228 251H229V253H228ZM62 252V251H61ZM81 252V251H80ZM85 252V251H84ZM84 252H83V254H84ZM102 252V251H101ZM104 252H105V249H104ZM203 252V251H202ZM258 252V251H257ZM55 253V252H54ZM157 253V252H156ZM200 253V252H199ZM206 253V252H205ZM210 253V252H209ZM222 253V254H221ZM235 253V252H234ZM234 253L231 255V257H232V260H231V258L229 259V257H228V259L229 260H227V261H230V262H235V261H237V259H238V261H237V264H238V262L240 261V259L239 258H236V256L234 255ZM259 253V252H258ZM56 254V253H55ZM105 254H106V256H107V253L105 252ZM120 254V253H119ZM171 254V253H170ZM169 253H168V256L170 255ZM204 254V253H203ZM260 254V253H259ZM116 255H118V253L116 254ZM121 255V254H120ZM139 255V254H138ZM163 255V252H162V254H161V258H163V260H165V257L164 256H162ZM174 255V256H175ZM193 255V254H192ZM192 255H191V257H192ZM206 254H204L203 255V257L205 256ZM209 255V254H208ZM122 256V255H121ZM152 256V255H151ZM166 256V255H165ZM173 256V255H172ZM173 256V258H175ZM177 256V255H176ZM226 256V257H227ZM235 256V257H234ZM257 256V255H256ZM108 260H109V254H108ZM139 258H140V256H138ZM202 257V258H203ZM210 257V256H209ZM209 257L208 256H206V257H204V258H208L209 259ZM90 258H91V256H90ZM115 258V257H114ZM123 258L125 259L126 257H124L123 256ZM167 258V257H166ZM195 258V257H194ZM200 258V257H199ZM198 258V259H199ZM212 258V257H211ZM217 258H218V256H217ZM219 258H220V256H219ZM223 258V257H222ZM153 259V258H152ZM169 259V258H168ZM168 259H166V260H168ZM184 259V258H183ZM234 259H235V261H234ZM93 260V259H92ZM110 260L112 261V257L110 258ZM133 260V259H132ZM176 260V259H175ZM191 260V258H190V255L188 256V261H190ZM195 260V259H194ZM204 260H206V259H204ZM96 261V260H95ZM114 261V260H113ZM124 261V260H123ZM222 261H224V263L226 262L225 261V258H223V260ZM222 261L221 262H219L220 264H224V263H222ZM98 262V261H97ZM120 262V261H119ZM122 262V261H121ZM125 262V261H124ZM128 262H130V261H128ZM207 262V260L205 261V263ZM230 262H228L229 264H230ZM131 263V262H130ZM195 263V262H194ZM200 263V262H199ZM227 262H226V264H228ZM97 264V263H96ZM106 264H110V263H106ZM122 264H123V262H122ZM126 264V263H125ZM232 264V263H231ZM261 264V263H260Z\"/></svg>",
  "mask_w": 264,
  "mask_h": 264
}]
</instances>
